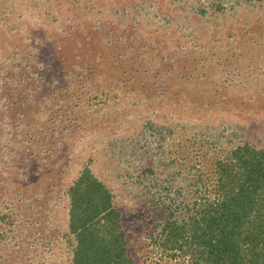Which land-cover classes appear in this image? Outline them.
<instances>
[{
    "label": "rangeland",
    "instance_id": "1",
    "mask_svg": "<svg viewBox=\"0 0 264 264\" xmlns=\"http://www.w3.org/2000/svg\"><path fill=\"white\" fill-rule=\"evenodd\" d=\"M211 2L0 0V264L73 263L68 194L86 167L111 190L126 254L164 264L148 235L190 191L189 163L264 148V0ZM220 133L217 148L202 140ZM123 138L153 148L126 162Z\"/></svg>",
    "mask_w": 264,
    "mask_h": 264
},
{
    "label": "trees",
    "instance_id": "2",
    "mask_svg": "<svg viewBox=\"0 0 264 264\" xmlns=\"http://www.w3.org/2000/svg\"><path fill=\"white\" fill-rule=\"evenodd\" d=\"M252 1L215 0L209 4L221 10ZM200 11L206 12L204 7ZM200 132L207 135V131L197 130L192 138ZM220 134L202 140L217 148L224 136ZM143 136L148 139L152 134ZM166 139L167 135L161 132L157 149L163 157L158 160L160 165L169 167L176 161L173 155L177 149L166 145ZM121 140L123 146L119 151L126 162L128 157L150 154L153 148V142L148 140V147L140 153L133 139ZM110 145L113 150L117 147ZM216 150L208 162L189 163L188 178L196 176L186 185L190 191L180 202L172 199L169 214L157 219L159 229L148 238L162 251L161 260L168 257L181 258L184 264H264V148L244 143ZM168 155L170 160H163ZM182 170H173L170 176L175 179L182 175ZM155 173L154 167L146 168L138 179H151ZM156 179L147 184L149 190L156 187ZM170 186L163 187L168 198ZM68 195L69 227L78 240L72 264H137L126 254L125 234L120 216L112 206L111 190L90 167L84 169ZM178 210H182L180 218L174 213ZM168 260L164 264H170Z\"/></svg>",
    "mask_w": 264,
    "mask_h": 264
}]
</instances>
